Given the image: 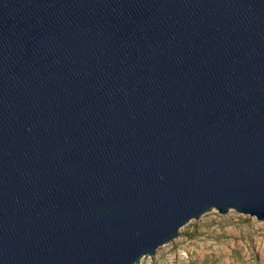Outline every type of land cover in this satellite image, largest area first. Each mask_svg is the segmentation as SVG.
Returning a JSON list of instances; mask_svg holds the SVG:
<instances>
[{
	"label": "water",
	"instance_id": "obj_1",
	"mask_svg": "<svg viewBox=\"0 0 264 264\" xmlns=\"http://www.w3.org/2000/svg\"><path fill=\"white\" fill-rule=\"evenodd\" d=\"M211 209L264 221V0H0V264H137Z\"/></svg>",
	"mask_w": 264,
	"mask_h": 264
},
{
	"label": "rangeland",
	"instance_id": "obj_2",
	"mask_svg": "<svg viewBox=\"0 0 264 264\" xmlns=\"http://www.w3.org/2000/svg\"><path fill=\"white\" fill-rule=\"evenodd\" d=\"M137 264H264V221L211 209Z\"/></svg>",
	"mask_w": 264,
	"mask_h": 264
}]
</instances>
